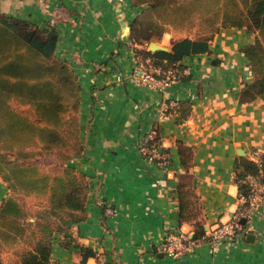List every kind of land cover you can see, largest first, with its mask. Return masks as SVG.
<instances>
[{
    "label": "crops",
    "instance_id": "crops-1",
    "mask_svg": "<svg viewBox=\"0 0 264 264\" xmlns=\"http://www.w3.org/2000/svg\"><path fill=\"white\" fill-rule=\"evenodd\" d=\"M135 12L130 0H0V15L57 28L56 55L83 87L86 149L76 165L91 179L88 217L56 236L49 264H264V208L246 222L244 235L219 248L203 242L180 258L160 248L168 231L195 232L199 222L207 231L240 209L241 157L255 162L264 150V94L244 97L255 77L242 47L256 32L223 27L210 51L185 57L181 79L162 91L130 75ZM166 99L181 108L161 120ZM150 123L170 153L168 165L138 149ZM8 192L0 178V202ZM104 205L115 213L106 214ZM87 248L94 254L84 261Z\"/></svg>",
    "mask_w": 264,
    "mask_h": 264
},
{
    "label": "trees",
    "instance_id": "trees-1",
    "mask_svg": "<svg viewBox=\"0 0 264 264\" xmlns=\"http://www.w3.org/2000/svg\"><path fill=\"white\" fill-rule=\"evenodd\" d=\"M130 3L136 9L129 23L130 38L136 44H149L156 35L172 29L200 28L199 36L174 38L168 51L144 47L142 52L151 56L154 64L168 67L208 52L223 27L247 26L256 32L255 39L242 50L252 71L264 70V0ZM58 40L59 31L54 26L40 27L26 18L0 15V176L9 189L0 202V264H49L56 236L69 235L76 223L88 217L91 179L76 165L84 162L79 155L86 149L80 121L83 87L68 60L56 55ZM261 75L247 84L244 97L264 94V73ZM13 100L30 105L34 115L17 111ZM38 143L74 149V154H64L62 171L52 174L27 160L28 149ZM240 164L237 182L241 197L249 189L241 179L247 172H255L257 165L247 157H241ZM37 195H47V204L39 217L27 220L22 201ZM180 218H184L182 211ZM205 233L199 222L194 236ZM8 250L15 253V259L5 260ZM92 254L88 249L83 260Z\"/></svg>",
    "mask_w": 264,
    "mask_h": 264
},
{
    "label": "built area",
    "instance_id": "built-area-1",
    "mask_svg": "<svg viewBox=\"0 0 264 264\" xmlns=\"http://www.w3.org/2000/svg\"><path fill=\"white\" fill-rule=\"evenodd\" d=\"M184 69L176 65L168 67L156 65L149 55L138 56L133 66V75L142 85L156 90H167L181 79ZM180 105L177 99H166L162 102L160 119H168L177 113ZM154 130H148L139 138L138 149L148 159L155 160L162 165H168L170 153L164 150L162 142H152ZM166 149V148H165ZM167 150V149H166ZM257 170L247 172L241 179L248 185V193L240 197V209L232 213L228 219L210 227L201 237L191 236L189 231H168L160 243L163 253L172 258H180L187 253L194 252L199 245L207 242L213 248H219L228 241H235L247 231L246 222L252 219L257 210L264 208V150L255 153ZM116 209L107 206L106 214H114ZM245 218L244 223L242 219ZM89 264V263H84ZM92 264H113L103 260H96Z\"/></svg>",
    "mask_w": 264,
    "mask_h": 264
},
{
    "label": "rangeland",
    "instance_id": "rangeland-1",
    "mask_svg": "<svg viewBox=\"0 0 264 264\" xmlns=\"http://www.w3.org/2000/svg\"><path fill=\"white\" fill-rule=\"evenodd\" d=\"M200 34H201L200 28H198V27L194 28V29L193 28L192 29L187 28V29H183V30L172 29L170 31L163 33L162 35H159V36L156 35L154 38H152L151 41H156L160 44H163V45L170 47V49H171L172 40L174 38H178V37H182V36L196 37V36H199ZM164 39H165V42H163ZM144 44H142V45L146 46V48H148L149 44H146V45H144ZM142 45L141 46H140V44L136 45V43L131 40V57H130L131 63H130V68H129L131 76H133V66L136 64V62L138 60V56H144V53L142 52L143 51ZM177 65L179 67H181L180 63H177ZM257 69H258V71H252L255 79L257 77L262 76L261 74L264 73V70L262 68H257ZM251 70H252V64H251ZM121 78L123 79L122 76L118 79H121ZM11 103H12V106L17 111L24 112V113L30 114L32 116L34 115L33 108L30 105L19 104L15 100H13ZM69 117H71L70 113L67 114V118H69ZM148 130H154V137L152 138L153 143L158 144V143L162 142V139H161L160 134L158 133V130L156 127V123H154V124L150 123L148 126H146L143 135ZM138 143H139V140L137 141L136 144H138ZM164 150L169 152L165 148H164ZM28 151H30V155L27 158V160L29 162L39 163V165L44 170H46L52 174H57V173L62 171V169H63L62 167L64 166V164H63V161H64L63 155L64 154L65 155L74 154V149H70V148L61 149V148L57 147L56 145H49V144H42V143H38V145L30 147L28 149ZM14 153L15 154H12V155L16 156L17 153L16 152H14ZM142 155H144L146 157V155L144 153H142ZM149 160H151V159H149ZM170 161H171V157L169 159V162ZM0 178L2 179L1 176H0ZM47 201H48L47 195H37L36 197L35 196L25 197L23 199L22 203H23V207H24L25 212L28 213L26 219L27 220H33V219H35L34 217H39L40 213L43 211L45 205L47 204ZM4 258L6 261H8V260L15 259L16 255L14 252L8 250L4 253Z\"/></svg>",
    "mask_w": 264,
    "mask_h": 264
},
{
    "label": "water",
    "instance_id": "water-1",
    "mask_svg": "<svg viewBox=\"0 0 264 264\" xmlns=\"http://www.w3.org/2000/svg\"><path fill=\"white\" fill-rule=\"evenodd\" d=\"M148 49L151 51H155V50H166V51H168V50H170V47L163 45V44H160L156 41H151L149 43ZM242 221L245 223L246 219L243 218ZM190 235L193 236L194 232H191ZM250 235H252V234H249L248 237H250Z\"/></svg>",
    "mask_w": 264,
    "mask_h": 264
}]
</instances>
